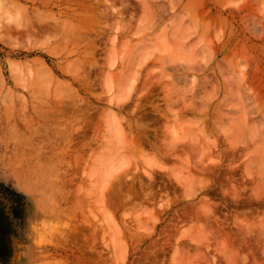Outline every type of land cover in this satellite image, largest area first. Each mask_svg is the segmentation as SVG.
I'll list each match as a JSON object with an SVG mask.
<instances>
[{"label": "rangeland", "instance_id": "1", "mask_svg": "<svg viewBox=\"0 0 264 264\" xmlns=\"http://www.w3.org/2000/svg\"><path fill=\"white\" fill-rule=\"evenodd\" d=\"M262 141L264 0H0V264H264Z\"/></svg>", "mask_w": 264, "mask_h": 264}, {"label": "bare ground", "instance_id": "2", "mask_svg": "<svg viewBox=\"0 0 264 264\" xmlns=\"http://www.w3.org/2000/svg\"><path fill=\"white\" fill-rule=\"evenodd\" d=\"M71 1V0H70ZM86 3H84V6L86 7V9H88L87 8V4H89L90 5V3L88 2V1H85ZM104 2H108V0H104ZM146 2H148V1H146ZM13 3V2H12ZM160 3V2H159ZM92 4V3H91ZM147 4V3H146ZM148 4H150V3H148ZM153 4V3H152ZM117 5V4H116ZM115 5V6H116ZM145 5V4H144ZM143 5V6H144ZM158 5H161V4H158ZM157 4H156V6H158ZM163 5V4H162ZM93 6V5H92ZM109 6V5H108ZM155 6V5H154ZM147 8H149L148 6H146ZM151 7V6H150ZM84 8V7H83ZM108 8V7H107ZM119 8V7H118ZM147 8H145V9H147ZM153 8V7H152ZM151 8V9H152ZM156 9V8H155ZM157 9H158V7H157ZM100 10V9H99ZM82 11V10H81ZM95 11V10H94ZM146 11V10H145ZM155 11V10H154ZM153 11V12H154ZM157 11V10H156ZM156 11H155V13H156ZM86 12V11H85ZM106 12V11H105ZM147 12H148V10H147ZM88 13V12H87ZM145 13V12H144ZM74 14V13H73ZM90 14V13H89ZM23 15V14H22ZM79 15V14H78ZM82 15V14H81ZM95 16V18L97 17L93 12H92V15L90 14V15H87V16H89V17H87L86 16V18L88 19V20H90V16H92V17H94ZM147 15V14H146ZM152 15V14H151ZM24 16V15H23ZM27 17V16H26ZM54 17V16H53ZM84 17V16H83ZM91 17V18H92ZM193 17H194V15H193ZM57 18V17H56ZM81 19V18H80ZM94 18H92V20H93ZM96 20V19H95ZM96 21H98V20H96ZM120 21V20H119ZM81 22V20L79 21V23ZM84 22H85V20H84ZM89 22V21H88ZM94 22V21H93ZM90 23V22H89ZM92 23V22H91ZM61 24V23H60ZM121 24V23H120ZM119 24V25H120ZM60 26H62V25H60ZM72 25H70L69 27H71ZM80 26V25H79ZM79 26H77L78 27V29H79V31L81 30L80 28L81 27H79ZM49 27V26H48ZM116 27H117V23H116ZM21 28V27H20ZM63 28V27H62ZM61 28V29H62ZM75 28V27H74ZM59 29V28H58ZM65 29V28H64ZM64 29H62V31H65ZM67 29V28H66ZM78 29L76 30V32L78 31ZM84 29V27L82 28V30ZM27 30V29H26ZM28 30H30V29H28ZM69 30V29H68ZM121 30V29H120ZM67 31V30H66ZM71 31V30H70ZM70 31L68 32L67 31V33L66 34H68V33H70ZM29 32V31H28ZM72 32V31H71ZM75 32V31H74ZM74 32H73V34H74ZM118 32V31H117ZM62 33V32H61ZM78 33L79 34H81L82 35V31H81V33L80 32H77L76 33V35L78 36ZM84 34L86 33V31L85 32H83ZM65 33H63V35H64ZM56 36V35H55ZM86 36H87V34H86ZM89 36V35H88ZM54 37V36H53ZM59 37V36H58ZM62 37V36H61ZM81 37H83V36H81ZM174 37V36H173ZM44 38V37H43ZM50 38V37H49ZM84 38H85V36H84ZM68 39V38H67ZM113 39V38H112ZM28 40V39H27ZM64 40H65V38H64ZM69 41V40H68ZM71 41V40H70ZM31 42V41H30ZM66 42V41H65ZM182 42V41H181ZM69 43V42H68ZM56 44H57V42H56ZM66 44V43H65ZM172 44V43H171ZM61 45V44H60ZM60 45H58V46H60ZM67 45V44H66ZM173 46V45H172ZM64 47V46H63ZM34 48V47H33ZM79 48V47H78ZM169 48V47H168ZM172 48V47H171ZM177 48H178V46H177ZM63 51V50H62ZM72 51V50H71ZM78 51V50H77ZM172 51V50H171ZM60 54V53H59ZM58 56V55H57ZM168 60H170V59H168ZM83 62V61H82ZM68 64V63H67ZM74 64V63H73ZM81 64V63H80ZM77 66V65H76ZM80 67H82V66H80ZM63 68V67H62ZM46 69V68H45ZM44 69V70H45ZM74 69V68H73ZM48 70V69H47ZM42 71V70H41ZM50 77V76H49ZM54 78V77H53ZM47 80V79H46ZM90 82V81H89ZM45 83V82H44ZM70 84V83H69ZM45 86V85H44ZM172 90V89H171ZM172 94V93H171ZM56 95V94H55ZM68 95V94H67ZM170 96V95H169ZM65 98V97H64ZM67 99V98H66ZM174 101V100H173ZM178 101V100H177ZM242 106V105H241ZM55 108V107H54ZM188 108V107H187ZM175 109V108H174ZM35 110V109H34ZM244 110V109H243ZM44 111V110H43ZM68 111V110H67ZM250 114V113H249ZM41 115H42V113H41ZM44 116L46 115V113H44L43 114ZM240 116V115H239ZM41 117V116H40ZM46 117V116H45ZM57 118V117H56ZM178 118V117H177ZM244 118V117H243ZM43 119V118H42ZM46 119H47V117H46ZM245 119V118H244ZM51 120V119H50ZM125 120V119H124ZM178 120V119H177ZM239 122V121H238ZM179 123V122H178ZM185 123H187V122H185ZM243 123V122H242ZM250 123V122H249ZM84 124H85V122H84ZM115 124V123H114ZM121 124V123H120ZM246 124V123H245ZM41 125V124H40ZM45 125V124H44ZM138 125V124H137ZM191 125V124H190ZM233 125V124H232ZM252 125H253V123H252ZM139 126V125H138ZM116 127V126H115ZM118 127V126H117ZM122 127V126H121ZM196 127V126H195ZM188 129H189V127H187ZM191 128H192V125H191ZM122 128H119V130H121ZM169 130V129H168ZM258 130V129H257ZM176 131V130H175ZM178 131H180V130H178ZM251 131V130H250ZM47 132V131H46ZM57 132V131H56ZM115 132H116V129H115ZM118 132V131H117ZM124 132H125V130H124ZM129 132V131H128ZM138 132V131H137ZM246 132V131H245ZM261 132V131H260ZM45 133V132H44ZM58 133H59V131H58ZM173 133V132H172ZM120 134H121V131H120ZM126 134V133H125ZM140 134V133H139ZM192 134V133H191ZM176 135V134H175ZM128 136V135H127ZM126 138H129V137H126ZM174 138H175V136H174ZM182 138V137H181ZM173 139V138H172ZM180 139V138H179ZM215 139V138H214ZM127 140V139H126ZM59 141H61V139L59 140ZM195 141V140H194ZM58 143V142H57ZM237 143V142H236ZM262 145H264V142L262 141ZM55 144V143H54ZM171 144V143H170ZM57 145V144H56ZM218 145L219 144H217V142H215V140H213L212 139V149H214V148H217L218 147ZM240 145V144H239ZM171 146V145H170ZM237 146H238V144H237ZM237 146H235V148H237ZM209 147V146H208ZM207 147V148H208ZM263 147V146H262ZM43 148V147H42ZM193 148V147H192ZM233 149L234 151H233V153L235 152L236 153V149ZM237 149H239V146H238V148ZM263 149H264V147H263ZM262 149V152H264V150ZM54 150V149H53ZM232 150V149H231ZM229 151V150H228ZM42 152V151H41ZM65 152V151H64ZM223 152V151H222ZM221 151H220V153H219V155H222L221 153H222ZM227 152V151H226ZM131 153V152H130ZM260 153H261V151H260ZM62 154V153H61ZM57 155V154H56ZM235 155V154H234ZM259 157H261V158H264V153L262 154H260V155H258ZM228 157V156H227ZM245 157H247V156H245ZM216 158V157H215ZM150 160V159H149ZM218 160H219V158H218ZM151 161V160H150ZM215 162V163H214ZM214 162H212V163H214L216 166L215 167H219V166H221V163H220V160L219 161H214ZM189 163V162H188ZM247 164V163H246ZM253 164H251L250 165V167L249 168H251V166H252ZM187 166V165H186ZM251 169H253V168H251ZM251 169H249V170H247V172L249 173L248 175H250V176H252V171H251ZM188 170V169H187ZM263 175H264V173H262ZM252 177H254V175L252 176ZM256 177V176H255ZM255 177L254 178H252L253 180L255 179ZM251 178V177H250ZM264 183V182H263ZM228 187V186H227ZM258 188H260V186L258 187ZM258 188H257V190H258ZM238 190H239V188L237 189V187H236V185H233V188H232V194L236 197L237 196V194L239 193L238 192ZM225 191L226 192H229V191H227L226 190V188H225ZM260 190H258V191H256V195H258V194H260V192H259ZM264 191V190H263ZM259 192V193H258ZM226 194V193H225ZM259 196V195H258ZM127 199V198H126ZM246 217V216H245ZM254 217V216H253ZM246 219H248V217H246L245 219H239L238 221L240 222L239 224H240V229L241 228H243V225H242V222H245V223H248V222H246ZM237 220V219H236ZM245 223H243V224H245ZM252 223V222H251ZM245 229V228H244ZM241 232V231H240ZM259 238V237H258ZM223 240V239H222ZM235 251V250H234ZM226 254V253H225ZM237 254V253H236Z\"/></svg>", "mask_w": 264, "mask_h": 264}, {"label": "trees", "instance_id": "3", "mask_svg": "<svg viewBox=\"0 0 264 264\" xmlns=\"http://www.w3.org/2000/svg\"><path fill=\"white\" fill-rule=\"evenodd\" d=\"M10 192H9V194L12 196L13 194L14 195H18V194H16L14 191H11V190H9Z\"/></svg>", "mask_w": 264, "mask_h": 264}]
</instances>
